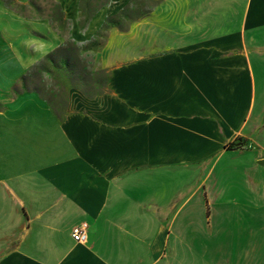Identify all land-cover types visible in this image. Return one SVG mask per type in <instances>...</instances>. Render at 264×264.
I'll return each mask as SVG.
<instances>
[{
  "label": "crops",
  "instance_id": "crops-1",
  "mask_svg": "<svg viewBox=\"0 0 264 264\" xmlns=\"http://www.w3.org/2000/svg\"><path fill=\"white\" fill-rule=\"evenodd\" d=\"M155 1L110 29L104 92L1 101L0 264H264V0Z\"/></svg>",
  "mask_w": 264,
  "mask_h": 264
},
{
  "label": "rangeland",
  "instance_id": "rangeland-1",
  "mask_svg": "<svg viewBox=\"0 0 264 264\" xmlns=\"http://www.w3.org/2000/svg\"><path fill=\"white\" fill-rule=\"evenodd\" d=\"M79 1L81 19L76 29V20L67 18L55 0H0V107L1 101L9 103L19 96L21 104L35 93L62 115L71 89L88 96L104 92L108 75L96 69L97 56L110 29H126L156 4L155 0H130L88 37L86 30L95 27L89 24L103 10L106 14L112 0ZM82 4L89 5L90 15L83 17ZM110 19L117 24L109 23Z\"/></svg>",
  "mask_w": 264,
  "mask_h": 264
},
{
  "label": "built area",
  "instance_id": "built-area-1",
  "mask_svg": "<svg viewBox=\"0 0 264 264\" xmlns=\"http://www.w3.org/2000/svg\"><path fill=\"white\" fill-rule=\"evenodd\" d=\"M236 146L237 148H245V149L247 147V145L243 143H240ZM72 238L77 243H86L88 238V225L86 223H83L81 225L76 226L72 231Z\"/></svg>",
  "mask_w": 264,
  "mask_h": 264
},
{
  "label": "trees",
  "instance_id": "trees-1",
  "mask_svg": "<svg viewBox=\"0 0 264 264\" xmlns=\"http://www.w3.org/2000/svg\"><path fill=\"white\" fill-rule=\"evenodd\" d=\"M104 4L106 5V4H108V2H106V3H104ZM104 4H103V5H104ZM89 8H90V7H89L88 4H85V6H84L83 4L81 5V12H82L83 17L86 16V13L89 14V12H88V11H89ZM89 15H90V14H89ZM89 15H88V16H89ZM90 18H91L90 16L87 17V20L89 21ZM109 23H113V24H115V25L117 24V22H116L114 19H110ZM229 148H230V149H237V146H236V145H230Z\"/></svg>",
  "mask_w": 264,
  "mask_h": 264
},
{
  "label": "snow or ice",
  "instance_id": "snow-or-ice-1",
  "mask_svg": "<svg viewBox=\"0 0 264 264\" xmlns=\"http://www.w3.org/2000/svg\"><path fill=\"white\" fill-rule=\"evenodd\" d=\"M2 62H3V61H2V57H0V64H2Z\"/></svg>",
  "mask_w": 264,
  "mask_h": 264
}]
</instances>
